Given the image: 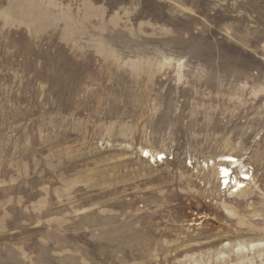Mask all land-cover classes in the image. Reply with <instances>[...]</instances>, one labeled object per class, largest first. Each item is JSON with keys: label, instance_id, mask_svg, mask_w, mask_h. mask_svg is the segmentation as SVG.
I'll list each match as a JSON object with an SVG mask.
<instances>
[{"label": "rangeland", "instance_id": "obj_1", "mask_svg": "<svg viewBox=\"0 0 264 264\" xmlns=\"http://www.w3.org/2000/svg\"><path fill=\"white\" fill-rule=\"evenodd\" d=\"M0 264H264V0H0Z\"/></svg>", "mask_w": 264, "mask_h": 264}, {"label": "bare ground", "instance_id": "obj_2", "mask_svg": "<svg viewBox=\"0 0 264 264\" xmlns=\"http://www.w3.org/2000/svg\"><path fill=\"white\" fill-rule=\"evenodd\" d=\"M159 156V154H157V157ZM159 158V157H158ZM161 158H164V156L162 155ZM157 159V158H156ZM227 162L229 163H235L237 162L233 157H230V156H227V157H222L220 159H218L216 162H211V166H215L217 165V163H224V164H227ZM220 167V170L223 172V177L222 179H225V182H228L229 180H231L232 178H230V174L232 172V168L230 167H227V166H224L223 164L219 166ZM235 167V166H234ZM220 172V171H219ZM218 172V173H219ZM220 175V174H219ZM247 175V174H245ZM221 179V180H222ZM250 181V179H249ZM247 183V182H246ZM243 183H236V187L237 189L240 188V187H243ZM237 192V191H236ZM254 247V246H253Z\"/></svg>", "mask_w": 264, "mask_h": 264}, {"label": "built area", "instance_id": "obj_3", "mask_svg": "<svg viewBox=\"0 0 264 264\" xmlns=\"http://www.w3.org/2000/svg\"><path fill=\"white\" fill-rule=\"evenodd\" d=\"M161 160V159H160ZM222 177H223V172L220 170V179H222ZM230 178H232L231 180H229L228 182H225V179H222L221 180V187H222V189H227V188H230V186H235L234 187V189L233 190H236L237 189V187H236V183H244V182H247V181H249V177H248V175H242L241 177H240V179L239 180H237L235 177H234V173H233V171L231 172V174H230ZM241 188H243V187H240L239 189H241Z\"/></svg>", "mask_w": 264, "mask_h": 264}]
</instances>
